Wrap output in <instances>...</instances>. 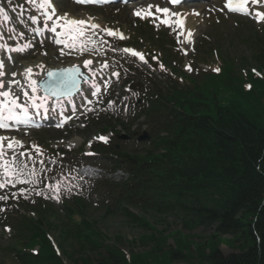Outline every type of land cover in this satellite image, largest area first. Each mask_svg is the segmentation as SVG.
Returning a JSON list of instances; mask_svg holds the SVG:
<instances>
[{
	"label": "trees",
	"instance_id": "1",
	"mask_svg": "<svg viewBox=\"0 0 264 264\" xmlns=\"http://www.w3.org/2000/svg\"><path fill=\"white\" fill-rule=\"evenodd\" d=\"M252 45L251 58L264 66V41L255 37ZM238 92L246 100L253 91ZM165 93L147 107L152 135L165 132L164 138L157 137L140 155L100 147L128 174L127 180L105 185L110 200L100 202L104 216L121 214L149 231L140 236L149 249L124 255L96 223L79 216L81 203L77 214L67 208L71 218L64 223L51 206L37 203L32 215L12 221L19 264H92L89 251L102 253L103 264H264V127L235 100L192 103L179 91ZM168 216L182 229L168 231ZM198 229L210 234L192 233ZM51 231L57 233L56 249L48 238ZM221 244L235 252L222 255ZM76 249L85 257L76 258Z\"/></svg>",
	"mask_w": 264,
	"mask_h": 264
},
{
	"label": "rangeland",
	"instance_id": "2",
	"mask_svg": "<svg viewBox=\"0 0 264 264\" xmlns=\"http://www.w3.org/2000/svg\"><path fill=\"white\" fill-rule=\"evenodd\" d=\"M138 2H133L124 7L114 6L108 9L93 11L74 8L69 0H54L59 12L63 14L69 13L73 17L80 15L81 17L90 16L102 24L108 23L112 29H121L135 40L132 43L126 39L122 45L141 49L142 47H139L140 44L148 41L144 32H150V30L139 25L138 23H144L142 22L144 20L133 17L131 10H129L131 6L136 5L135 3ZM195 3L192 5L195 6V9H199L201 6H199L200 3ZM220 3L221 0H211L207 3L208 6L205 4V6L202 5L201 18L199 21L191 23L194 25V30L191 33L190 44L187 42L186 45L183 44L182 37L177 38L176 34L164 30L155 21L151 22L149 25L155 27V31L163 30L165 33L157 35L160 37L159 43H152L151 39L152 44L147 45L151 50H141L144 53L142 55L147 62L148 60L152 62L156 61L154 59L157 57L156 54L151 52H156L158 50L157 45L160 44L162 47L159 50H164V54L174 52L177 54H173L174 59L180 60L179 63L170 64L172 65L171 68H179L182 72L184 67L186 68L192 62V65L196 66L193 68L192 73L186 72L185 74H188L187 76L181 75L180 73L177 74L181 79H184L188 84L192 85L194 93L204 95V99H196V102L211 104L210 100L213 97L218 99L219 103H226L230 99L235 100L247 111L252 121L264 127V66L257 65L254 59L251 58V55H254V48L251 40H249L250 38H247L248 33V37L259 36L260 41H264V22L257 26L248 18L221 16L218 11L220 10ZM0 4L3 5L6 11L12 10L16 12L20 3L12 0V3L9 4V0H0ZM217 15L219 17H216ZM19 21L20 19L15 21V25ZM23 24V22H20L21 30L26 32L27 26H23ZM250 32H253V34L251 35ZM137 35L141 37V40H139ZM157 36L153 37V42ZM95 39L98 45L96 47L98 51H87V53L79 55L78 59L74 55L68 57L61 55L46 40L31 42V50L28 53L16 56L12 62L6 65V71H4L5 77L3 78L4 82L19 80L21 84V82H29L31 79H39L42 72L46 70L74 65L80 66L82 59L85 60L88 55L92 54L94 55V59L92 60L93 64L91 68H103V64L107 63L108 67L105 68L106 73L115 72L119 73V75H115L113 83L108 85L110 87L109 90L103 89L101 96H99L87 116H82L81 119L79 118L75 122L73 121L62 129L50 127L36 132L23 134L22 132L4 133L2 135L9 138L14 137L22 141L24 147L21 148L17 145L15 152L18 154L25 152L27 156L33 158L28 161V167L34 170L35 176L33 178L34 183L16 184L15 187L18 190L16 192L11 191L15 188L11 184L6 185L5 192L0 193V195H5L9 198L13 196V193L21 195L20 190L24 189L25 194L21 195L24 199L28 200L31 196L34 199L39 196V198L49 201V203L51 202L54 208L58 210L56 214L62 223L69 222L71 218L70 216L67 218L65 214L68 213L62 211L63 205H68L75 211L76 207L72 198L80 199L85 204H83L84 208L81 207L83 210L79 216L85 217L94 223V225L96 223V228L105 234L119 251L124 255L143 253L149 248L145 244L140 243V236L147 235L149 231L129 224L121 214L104 216L103 206L98 202L99 198L96 195H90L88 193L89 190H86L88 185L84 187L80 186L82 183L79 182L78 177L75 175L73 165L84 164L81 157L84 156L85 151L90 150L91 146L89 145L96 143L94 140L97 138L98 130L102 128L105 121L107 122L109 119L115 120L117 118L124 119V116L121 114L124 103L121 100L126 101L128 97L131 108V96H136L134 92L130 93L131 95L127 92V83L130 82L129 78L131 76L135 77L143 73V71L150 70L152 72L149 77H154L162 82H177L178 84H182V86L186 85V83L179 81L178 78L172 77L171 73L165 67L161 68L159 59L157 63L151 66L148 64L138 66L130 58L122 54L118 48L121 44L116 39L109 38L106 40V43L104 39H97L96 37ZM161 40L163 41L162 43ZM168 63H170V60H168ZM40 65H43V67H39ZM198 67L204 72L198 71ZM27 68H31L32 73H27ZM216 69H219V71H216ZM195 71L196 74L194 73ZM257 72L262 76L258 75ZM13 73H16L15 77H13ZM159 75L162 77H159ZM189 76H193V78H189ZM253 79L261 80V85L254 86ZM19 86L21 85L13 83L12 89L15 90ZM249 88H251L249 93L253 91L250 95L251 97L246 100L241 99L238 90L241 89L243 92H247ZM4 90H8L7 84ZM113 96L117 98V102L113 101ZM109 101L113 102L111 107L108 105ZM117 112H120L119 116ZM38 152L40 155H38ZM91 162L94 165H100L108 169V166L102 164V161L95 159ZM74 182L80 187L74 186ZM56 185L59 186L60 193L58 201L50 198L56 195V193L50 190L52 186ZM37 192H40L41 195H36ZM5 202L6 200H0V209H3L0 213L4 214V210L10 211L12 218H6L4 224L0 225V264H19L16 251L14 250L18 246L11 229L14 226L12 221L16 214H22L28 209L31 210L32 205L28 204V209H26V207H20L19 203L5 209ZM24 205H26V202ZM131 212L136 214V211ZM79 219L78 216L73 218L75 222H78ZM165 220V226L168 231L172 232L176 229H182L180 222L175 217L168 216ZM156 229L162 230L163 226H156ZM192 233L199 235V237L210 234L209 231L205 232L201 229L192 231ZM48 237L56 245L58 239L57 233L51 231ZM167 244L172 247L170 240ZM219 250L222 255H229L235 252L223 244L219 247ZM74 252H76V258L85 257L83 250L76 249ZM102 255V253H93L91 251L86 253L87 258L92 261V264H101L100 258ZM65 264L69 263L66 261ZM174 264L185 263L179 262Z\"/></svg>",
	"mask_w": 264,
	"mask_h": 264
},
{
	"label": "snow or ice",
	"instance_id": "3",
	"mask_svg": "<svg viewBox=\"0 0 264 264\" xmlns=\"http://www.w3.org/2000/svg\"><path fill=\"white\" fill-rule=\"evenodd\" d=\"M25 2L28 5L34 6L33 10L38 13L36 15H30L29 19L33 25L37 24L41 19H43V29L44 31H49L53 34H55V42L56 44H61L64 42V39H70L73 42H75L79 37L84 36L83 29L86 25L90 26L92 29H96L99 27L97 24L92 23L91 19L84 20V19H70L68 18L67 14L64 15H58V8L54 4V0H25ZM78 3H94V4H105L108 3L109 0H77ZM170 2L173 5L179 4L180 0H170ZM260 0H251L252 5H256L259 3ZM12 3V0H9V4ZM249 0H226V3L224 5L225 8L229 12H236L245 16L250 15L249 9L246 7L248 5ZM235 4L236 6L233 7L232 5ZM152 6L149 5V8ZM223 10V9H221ZM157 12H163L167 14L169 12L168 7L164 8H156ZM151 15V13H148ZM137 17H140L141 19L144 18L141 11H136L134 13ZM172 15L179 16L180 13L173 12ZM0 16H3L5 20L8 19L7 16H4V9L0 8ZM255 16L258 17L257 22L260 20H264V11H257L255 12ZM55 17V20L53 19ZM63 20L65 22V25L68 28V31L66 33H57V27L60 26L57 22ZM51 21V24L49 22ZM163 24H167L168 21H161ZM34 31L39 34L41 29H34ZM108 35H114L115 33L111 30L105 29ZM61 35H63L64 39H61ZM191 33L189 32V36ZM20 37L23 38V33H20ZM12 39H15V37H11ZM123 39V36L120 37ZM86 39V38H85ZM81 51H98L96 48H88V45L85 44L83 41H81ZM66 46H70L67 45ZM30 47L29 45H24L22 47L17 48H8V46L0 44V49H6L8 48L9 51H24L25 48ZM123 52L128 53L131 52L133 56H138L142 61L144 60V56L138 52L133 51L129 48H124ZM11 59V57H10ZM84 67L87 68L89 65L93 64V61L91 59H85L83 61ZM5 67V64L3 61H0V77H3L5 75L3 68ZM39 67H43V65H40ZM103 67L107 68L108 64L105 63ZM161 68H163V65H161ZM191 70V69H189ZM216 71H219V69H216ZM27 73H32L31 68L26 69ZM13 77L16 76V73L12 74ZM113 75L118 76L119 73H113ZM79 76V70L77 67L72 66L70 68H64L60 69L56 72L52 70L47 71V78L50 83L42 84L37 79H31L27 85V88L31 89V93L25 88L24 86H20L17 89H12V84L15 83L16 85H20L19 80H14L12 82H4L0 81V97H4V100L0 101V129H7L11 125L6 122H11L15 125H24L29 126V121L32 120V115H30V110L34 111L36 115L40 114V110L43 109L44 112L51 111L50 108H46L45 104L48 101V99L51 97H56L57 100L60 99V97H68L73 94V91L79 93L82 96V103H91V100L88 99L89 92L91 96H97V93L100 92V88L97 85L96 82H92L91 88L88 90V92H85L84 90L80 89L77 86V77ZM40 80H43V77L40 78ZM87 83V81H86ZM8 90H3L6 88ZM105 88H107V84L104 85ZM41 89H43L45 95L43 96H37V92H39ZM94 89V90H93ZM22 94V96H21ZM19 102L18 101H21ZM37 100L40 102L37 103ZM113 104L112 101L108 102L109 107H111ZM77 109L74 107L72 109V112L74 113ZM89 111L92 109L89 108ZM59 116H61L65 121L68 119H71V115L65 116L63 112L58 113ZM59 126V125H58ZM98 139L102 142L107 143V137L101 135L98 137ZM4 141H8L7 143V151L5 149ZM14 145H18L21 148L24 147V144L22 141L13 138H9L7 136H0V176H3V182H0V189H3L6 187V185L11 184L13 187L16 186V184H30L34 183V176L35 172L32 169H29L28 167V161L32 160L33 158L31 156H27L25 152H20L17 154L14 151ZM91 146V145H89ZM39 154V152H38ZM88 155H92V153H87ZM26 157V159H25ZM43 163V161H41ZM52 192L56 193V195L50 197L54 198L57 201L59 200V186H52L50 189ZM20 194L24 195L25 190L21 189ZM16 194L13 193V196ZM36 195H41L40 192H37ZM8 197L5 195H0V200H7ZM0 211H3V209H0Z\"/></svg>",
	"mask_w": 264,
	"mask_h": 264
},
{
	"label": "bare ground",
	"instance_id": "4",
	"mask_svg": "<svg viewBox=\"0 0 264 264\" xmlns=\"http://www.w3.org/2000/svg\"><path fill=\"white\" fill-rule=\"evenodd\" d=\"M145 1V2H144ZM144 2V3H143ZM151 1H149V0H143L142 2H139V3H137L136 5H134V6H132V8H131V10H132V13H135L136 11H141V13H142V15H143V13H145V11L148 13V12H150L149 10H150V8H149V5H151V3H150ZM200 6V5H199ZM198 6V7H199ZM205 6V5H204ZM201 7L202 6H200L199 7V9H201ZM203 8V7H202ZM199 9H197V10H199ZM202 10V9H201ZM146 13V14H147ZM58 14L59 15H64V14H60L59 12H58ZM67 14V16H68V18H70V19H79V18H74V17H72L69 13H66ZM196 14H198V13H196ZM82 19V18H81ZM61 22V25H63V24H65V22L63 21V20H61L60 21ZM188 22H189V18H186V16H184V21H183V24H182V27H181V30H182V33H183V35L185 36V37H183L185 40H186V42L187 41H189L190 39H188L189 38V32H192V29H194V25L192 26V27H190L189 26V24H188ZM60 25V24H59ZM65 30H66V32L68 31V29H66L65 28ZM83 31H84V36H81V37H79L77 40L79 41L80 39H82V38H86L85 40L86 41H88V42H90L91 41V39H89V33L90 32H88L87 30H86V27L83 29ZM65 32V33H66ZM62 39H64V38H62ZM77 40L75 41V42H73L72 40H70V39H64V42L65 43H67V44H70V43H74V45L76 46V47H78L79 45L78 44H75L76 42H77ZM70 65V64H69ZM94 82H95V80H94ZM91 84L92 83H90L88 86H84V87H82V90H84L85 92H87L88 90H89V88L91 87ZM40 94L38 93V96H39ZM78 98H80V94L77 96V97H75V99H77L78 100ZM72 143H73V141H72ZM6 152H7V150H6Z\"/></svg>",
	"mask_w": 264,
	"mask_h": 264
},
{
	"label": "water",
	"instance_id": "5",
	"mask_svg": "<svg viewBox=\"0 0 264 264\" xmlns=\"http://www.w3.org/2000/svg\"><path fill=\"white\" fill-rule=\"evenodd\" d=\"M79 74H80V72H79ZM77 79V78H76ZM79 84H80V80H78L77 79V86H79ZM74 92V91H73Z\"/></svg>",
	"mask_w": 264,
	"mask_h": 264
}]
</instances>
